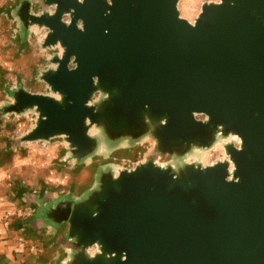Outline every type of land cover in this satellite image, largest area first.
Returning a JSON list of instances; mask_svg holds the SVG:
<instances>
[{"label":"water","instance_id":"water-1","mask_svg":"<svg viewBox=\"0 0 264 264\" xmlns=\"http://www.w3.org/2000/svg\"><path fill=\"white\" fill-rule=\"evenodd\" d=\"M178 1L41 0L54 9L34 14L19 0L13 9L22 37L45 27L42 47H61L41 74L50 94L15 88L0 105V123L35 111L14 145L62 136L81 159L144 134L178 156L218 136L239 140L212 164L149 157L101 171L81 194L40 195L32 220L51 241L62 233L52 241L66 251L60 264H264V0L205 2L193 23Z\"/></svg>","mask_w":264,"mask_h":264},{"label":"rangeland","instance_id":"rangeland-1","mask_svg":"<svg viewBox=\"0 0 264 264\" xmlns=\"http://www.w3.org/2000/svg\"><path fill=\"white\" fill-rule=\"evenodd\" d=\"M31 1L33 3L31 12L34 14H39L44 10L52 12L54 9L53 6L46 7L43 5L41 0ZM218 1L179 0L177 9L181 17L193 23L203 3ZM18 3L19 0H0V55L2 56L0 65V105L9 100L8 96L15 88H23L34 93L50 94L49 87L41 79V74L43 71L55 66L50 58L54 54H60L61 51L59 45L42 47L43 38L47 33L45 27L31 26L27 38L21 36L19 22L12 15L15 12L13 9L18 6ZM62 19L67 20L68 16L63 15ZM100 96V93L96 92L92 97V102L98 100ZM196 117L204 118L201 114L196 115ZM35 118L34 110H26L17 116L6 115L5 121L0 123V140L3 144L0 149V166L2 168L8 166L10 163L9 156L11 155L9 151H3L6 149L5 137L7 135L22 136L33 126ZM100 133V128L96 126L90 128V134L99 136ZM229 142L239 146V140L235 136H218L209 148L192 147L184 155H164L156 150L154 138L149 134H144L136 139L122 137L118 142L112 143L110 147L109 145H103L102 147L101 143L89 156L74 159L64 137L56 136L46 141L23 143L26 145L35 144L36 146L31 150H33V155L36 153L39 156L36 158V162L31 160L21 163L22 156L25 155H19L18 164L19 166L23 164L31 166L29 172L31 177L29 180L31 181L28 185L34 184L36 185L34 188L38 190L52 189L59 190V193L62 191L69 193L74 190L75 194H81L87 188L97 187L98 176L101 171L117 175L120 170L133 169L149 157H153L156 164L163 166L169 164L174 168L185 162H198L202 165H208L228 159L224 151V145ZM40 171L46 173L39 176ZM36 174L38 175L35 176ZM75 177L82 180L80 185L73 183ZM11 185L13 187L19 185H24L26 188L30 187L20 179H13ZM14 227L17 228V226ZM64 227L61 229L62 231ZM15 232L18 234L17 230ZM18 236L22 249L17 250L15 254L20 255V264H60L64 259L66 251L58 249V246L52 243L50 237L42 235V232L20 231ZM95 250L96 246L88 249L90 253H94Z\"/></svg>","mask_w":264,"mask_h":264},{"label":"crops","instance_id":"crops-1","mask_svg":"<svg viewBox=\"0 0 264 264\" xmlns=\"http://www.w3.org/2000/svg\"><path fill=\"white\" fill-rule=\"evenodd\" d=\"M1 62L2 56L0 55V65ZM13 137L15 136L7 135L5 137L6 149L3 150L4 152H11V155L9 156L10 163L4 168L0 166V264H20V255L15 254L17 250L19 251V249H22L21 243L18 241V234H20V231H34V229L37 228V232L40 231L42 232V235L50 236L48 234V229L40 230L39 227H35V223L32 220V212L35 208L34 202L38 197H40V195H56L59 191L52 189L38 190L34 188L36 185H28L29 181H31L29 180L31 179L29 176L31 166L24 164L19 166L18 157L19 155H25L22 156L23 160L21 163L31 160H33L32 162H36V158L39 155H36V153L33 155V150H31L36 145H14L12 140ZM2 146L3 144L0 140V149ZM40 173L41 171L39 172V176H43L46 172ZM37 175L38 174L35 176ZM78 178L79 177H75L73 183L80 185L82 180H79ZM13 179H20V181L30 187L26 188L24 185L13 187L11 185L13 183ZM73 187H75V185H73ZM14 226H17V228ZM61 229H63V227ZM15 230H17L18 234L15 232ZM60 234L62 233L57 232L54 235L51 234L53 237L52 241L54 243L56 242L57 235Z\"/></svg>","mask_w":264,"mask_h":264}]
</instances>
